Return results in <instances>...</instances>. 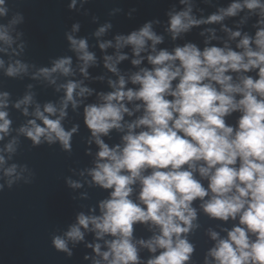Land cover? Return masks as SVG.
Listing matches in <instances>:
<instances>
[{
  "label": "clouds",
  "instance_id": "obj_1",
  "mask_svg": "<svg viewBox=\"0 0 264 264\" xmlns=\"http://www.w3.org/2000/svg\"><path fill=\"white\" fill-rule=\"evenodd\" d=\"M76 3L70 0V11L76 10ZM179 3L184 6L182 10L173 8L167 13L165 31L173 41L206 25H220L227 40L223 46L212 44L218 39L216 30L204 28L200 35L208 36L203 49L188 42L171 51L158 50L164 37L154 31L153 25L159 21L148 20L127 35H116L114 44L99 43L102 52L115 48L114 55H104L103 67L117 79L108 80L110 92L98 93L96 103L83 107L84 125L90 133L87 143H95L98 148L94 167L86 171L90 186L110 191L109 197L99 203V215L81 212L64 236L52 238L54 249L69 257V241L73 245L84 242L85 233L91 232L107 249L102 251L100 243L86 244L95 257L86 255L84 259L91 258L92 264H141L137 245L153 254L146 264H191L195 245L188 236L199 228L197 209L193 207V202L199 201L209 219L233 223L230 229H222L224 237L209 230L215 244L204 264H264V0H234L226 8L200 18L193 15V0ZM7 11L5 0H0V18ZM241 12L246 16L240 24L251 16L258 18L254 35L224 25L227 18ZM21 22L22 17L15 16L7 26L0 24V43L5 46L0 52L11 48V32ZM79 27L73 24L72 33ZM111 27L110 23L99 27L95 36L102 37ZM66 39L80 61L81 75L88 79L89 67L97 64L95 54L89 51L86 39L71 33H66ZM126 47L131 48V64L138 69L127 78L118 68L129 59L121 51ZM20 48L23 50L24 45ZM145 61L149 66L141 67ZM72 63L71 57H60L50 68L38 69L32 78H43L54 85V74L74 75ZM4 67L0 59V69ZM27 72L28 65L16 60L8 65L5 75L16 78ZM61 89L64 96L59 107L47 103L41 109L36 104L32 113L35 118L19 132L31 140L33 147L58 143L62 151L71 153L79 125L66 130L62 122L69 105L76 111L93 90L83 81L74 80L60 85L57 91ZM8 100L9 93H0V141L11 131ZM32 103L29 93L14 107L24 105L23 114L28 116L27 106ZM234 115L235 123H227ZM125 116L135 119L125 121ZM113 130L122 133L121 142L110 147L104 137ZM16 150L17 140L13 138L0 152L11 158ZM86 154L91 155V151ZM5 163V156L0 154V170L11 187L20 176L17 165L5 168ZM65 183L71 189L82 187L71 178ZM135 224L158 232L147 241L133 242Z\"/></svg>",
  "mask_w": 264,
  "mask_h": 264
},
{
  "label": "water",
  "instance_id": "obj_2",
  "mask_svg": "<svg viewBox=\"0 0 264 264\" xmlns=\"http://www.w3.org/2000/svg\"><path fill=\"white\" fill-rule=\"evenodd\" d=\"M234 0H193V15L200 18L217 11L220 7H227ZM70 0H5L7 15L0 18V24H7L15 16L22 17V22L15 25L11 32L14 43L7 52H0V59L4 61V69H0V93H9L8 118L11 120V131L8 136L0 141V149H3L13 138L17 140V150L9 154L0 152L5 156V168L17 165L19 180L9 187L7 177L0 170V264H92V259L85 260L84 257H95V253L86 244L100 243L102 251H106L103 241H97L94 233L86 232L84 242L73 245L71 241L68 247L72 252L71 257L65 252H59L52 245L54 236H64L69 227L76 223L77 214L83 212L85 215H99V203L109 197L110 190H103L98 186H90L87 181L91 177L87 175V169L94 167L96 152L95 143H87L90 133L84 125L83 107L86 104L97 102L98 93H107L112 89L108 80H116L117 77L103 67L104 55H114L115 48H108L102 52L99 48L100 42L112 41L118 34L127 35L138 29L148 20H158L154 24V31L164 37L162 44L157 49L171 51L176 46H182L191 42L203 49L204 40L208 34L201 36L204 28H214L217 40L212 44L223 46L227 35L220 31V25H206L193 28L191 32L173 41L165 31L167 26V13L173 8L179 11L184 7L179 0H77L76 10L70 11L68 4ZM246 16L241 12L237 17L227 18L223 23L231 30H241L249 35H254L253 25L258 19L256 16L249 17L245 23L240 21ZM110 23L112 27L97 38L95 32L99 27ZM73 24H79V31L72 33ZM66 33L73 34L76 38L87 40L88 49L94 53L97 64L88 69L89 78L84 79L79 71L80 61L76 54L70 50L66 39ZM24 48L21 50L20 45ZM0 47H5L0 43ZM235 48V43H232ZM17 54H13V52ZM127 53L128 60L118 65L120 73L127 78L133 72L138 71L131 64V48L121 50ZM60 57H71L74 75L70 77L54 74L56 84H49L43 78L33 79L36 71L42 67L50 68L52 61ZM16 60L28 65L25 75L11 78L5 75V70L10 63ZM147 62L141 67H148ZM254 75V73L252 74ZM104 77L103 80L98 79ZM68 80L83 81L84 85L93 90V95L83 100V104L73 111L71 105L67 109V117L62 122L66 130L74 125H79V131L72 138V151L67 153L61 150L60 145L46 143L33 147L31 140L19 132L30 119L35 117L32 113L36 104L41 109L47 103L59 107L64 96L63 89L57 91L60 85ZM31 86V87H29ZM128 87H133L129 84ZM33 95V103L28 105L29 115L23 114L24 105L20 109L14 107L15 103L23 99L26 94ZM131 107V105H129ZM139 115V114H137ZM135 119L125 116V121ZM236 116L227 119V123L234 124ZM40 123L39 121H37ZM122 133L113 130L109 136L104 137L105 143L110 147L121 142ZM91 155H87L88 151ZM21 169H24L21 171ZM84 172L81 176L80 173ZM71 178L80 182L82 187L71 189L65 181ZM206 186V184H205ZM138 193V188L136 189ZM133 200L136 199L134 193ZM197 209L199 228L188 236L191 243L195 245L191 264H204L207 252L214 246L215 242L208 235L209 230L216 231L221 237L226 236L222 229H230L231 221L225 223L209 219L202 211L199 201L193 202ZM95 211H91V210ZM158 232L157 229L149 230L141 224L134 225L133 242L147 241ZM138 247L141 264H146L152 257L146 248ZM159 254V250L156 255Z\"/></svg>",
  "mask_w": 264,
  "mask_h": 264
}]
</instances>
